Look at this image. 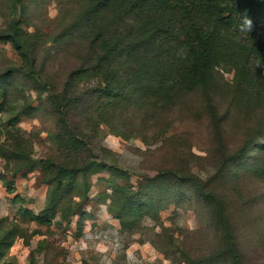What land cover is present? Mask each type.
Returning <instances> with one entry per match:
<instances>
[{"label":"rangeland","instance_id":"1","mask_svg":"<svg viewBox=\"0 0 264 264\" xmlns=\"http://www.w3.org/2000/svg\"><path fill=\"white\" fill-rule=\"evenodd\" d=\"M88 4L87 0H0V32L16 21L32 35L37 49L29 59L38 57L29 79L19 69L29 70L30 61L11 40L0 41V84H9V89L0 85V93L5 90L10 103L1 105L0 99V222L6 228L17 224L24 234L11 240L0 264H210L218 230L199 208L200 202L187 187L178 189L183 197L177 192L171 195L166 177L158 185L149 180L171 167L190 170L218 188L234 211L242 240L257 235L264 245V179L245 160L248 152L254 155L249 131L264 127V92L255 88L262 75L254 63H243L241 51L229 62L220 58L216 89L210 96L199 89L188 91L172 108H153L144 122L132 119L133 125L126 129L131 138L105 125L89 129L84 150L73 156L80 165H95L77 178L73 190L77 204L70 219L57 217L45 226L20 213L21 207L39 214L49 201L61 203L38 165L29 170L9 157L14 135L23 155L35 161L63 158L54 137L58 116L49 95L60 91L58 85L75 60L68 55L60 60L61 50L72 42L56 39L76 32V21ZM235 26L230 33L240 32ZM46 71H52L48 82ZM233 81L250 94L235 105L229 94ZM209 101L223 119L220 133L210 117ZM228 170L232 176L221 179ZM124 193L139 194L131 198L138 213L124 204ZM69 208V202L62 207L65 212ZM189 257L195 260L190 262Z\"/></svg>","mask_w":264,"mask_h":264},{"label":"trees","instance_id":"2","mask_svg":"<svg viewBox=\"0 0 264 264\" xmlns=\"http://www.w3.org/2000/svg\"><path fill=\"white\" fill-rule=\"evenodd\" d=\"M87 1L89 9L76 21V32L56 39L57 43L62 40L72 42L61 50L60 60L67 55L75 60L58 85L60 91L49 95L58 116L54 137L63 158L45 157L35 161L23 155L19 138L12 135L14 141L9 160L23 162L29 170L38 165L45 181L60 194L61 203L56 205L49 201L39 214L20 208L24 217L45 226L51 225L57 217L68 220L74 215L77 203L73 190L77 178L95 165H80L73 156L84 150L89 129L99 130L105 125L119 136L131 138L126 129L132 119L140 118L144 122L151 109L172 108L179 95L188 91L199 89L210 96L216 89L220 58L229 62L237 59L239 51L244 54L243 63L257 65L262 76L255 88L264 92V0ZM235 24L240 32L236 29L230 33ZM6 39L30 61L29 70H19L33 79L31 71L37 65L38 57L29 59L37 51L32 35L13 20L8 30L0 32V41ZM51 72L46 71V82ZM6 84L3 81L0 85L9 89ZM84 86H87L86 90ZM237 88L235 81L230 83L233 105L234 101H243L250 95L246 89ZM7 98L5 90L0 93L1 105L10 104ZM209 102L210 117L220 133L223 119L214 102ZM249 134L254 155L248 152L245 160L252 171L254 168L264 179V127L261 131L253 127ZM232 172L228 170L220 178H229ZM162 179L167 188L172 189L171 195L177 192L183 197L181 191L187 187L191 197L200 202L199 208L213 221L211 223L218 232L212 264H264L261 237L256 235L249 241L242 240L234 211L218 188L203 182L190 170L181 172L173 167L149 176V180L157 185L163 184ZM133 196L139 194L124 193L123 200L131 212H136L139 208L131 200ZM67 202L70 208L65 212L62 207ZM12 226L6 228L0 222V259L16 235L24 236L17 224ZM189 258L190 262L195 260Z\"/></svg>","mask_w":264,"mask_h":264}]
</instances>
